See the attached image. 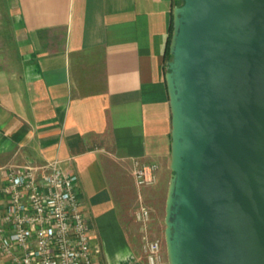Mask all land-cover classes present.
Instances as JSON below:
<instances>
[{
	"label": "crops",
	"instance_id": "1",
	"mask_svg": "<svg viewBox=\"0 0 264 264\" xmlns=\"http://www.w3.org/2000/svg\"><path fill=\"white\" fill-rule=\"evenodd\" d=\"M179 2L0 0V186L9 167L60 162L79 177L104 264H146V233L162 235L172 172L166 51ZM137 163L158 166L155 185H137ZM142 207L147 230L136 220Z\"/></svg>",
	"mask_w": 264,
	"mask_h": 264
},
{
	"label": "water",
	"instance_id": "2",
	"mask_svg": "<svg viewBox=\"0 0 264 264\" xmlns=\"http://www.w3.org/2000/svg\"><path fill=\"white\" fill-rule=\"evenodd\" d=\"M169 52L168 264H264V0H182Z\"/></svg>",
	"mask_w": 264,
	"mask_h": 264
},
{
	"label": "built area",
	"instance_id": "3",
	"mask_svg": "<svg viewBox=\"0 0 264 264\" xmlns=\"http://www.w3.org/2000/svg\"><path fill=\"white\" fill-rule=\"evenodd\" d=\"M156 165L136 164L139 187L157 183ZM0 186V255L8 264H99L92 252L91 226L83 210L79 177L55 161L4 171ZM136 220L145 230L150 210ZM146 264H168L164 241L145 235Z\"/></svg>",
	"mask_w": 264,
	"mask_h": 264
},
{
	"label": "rangeland",
	"instance_id": "4",
	"mask_svg": "<svg viewBox=\"0 0 264 264\" xmlns=\"http://www.w3.org/2000/svg\"><path fill=\"white\" fill-rule=\"evenodd\" d=\"M171 175H172V172H171ZM166 195H167V192L165 191L164 192V197L162 199V203L160 204L161 205V211H162V218H161V221H160V228H161L160 234H162V235L159 236L158 233L153 232L152 234L149 235L151 238L164 237V230H165V221H164L165 211H164V208H165ZM141 245H142L141 241L137 242V249H136V252H135L136 255L139 254V252L141 250V247H142ZM92 250H93L94 257H95L96 261L99 264H104L102 251L105 250V247H103V244H102V242L99 241L98 237L92 239ZM108 251H109L110 254H113L115 249H114V247H109Z\"/></svg>",
	"mask_w": 264,
	"mask_h": 264
},
{
	"label": "trees",
	"instance_id": "5",
	"mask_svg": "<svg viewBox=\"0 0 264 264\" xmlns=\"http://www.w3.org/2000/svg\"><path fill=\"white\" fill-rule=\"evenodd\" d=\"M181 3H182V0H180V2L178 3V5H181ZM172 31H173V23L171 25L170 35H169L168 44H167V51H166L167 61H170L171 60V56H170V52H169V47H170V42H171V37H172Z\"/></svg>",
	"mask_w": 264,
	"mask_h": 264
}]
</instances>
